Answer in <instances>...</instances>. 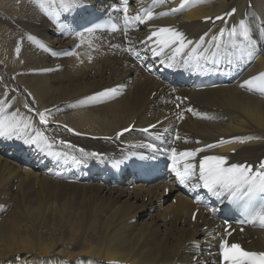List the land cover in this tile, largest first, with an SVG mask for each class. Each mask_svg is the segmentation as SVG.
Instances as JSON below:
<instances>
[{
  "label": "bare ground",
  "instance_id": "obj_1",
  "mask_svg": "<svg viewBox=\"0 0 264 264\" xmlns=\"http://www.w3.org/2000/svg\"><path fill=\"white\" fill-rule=\"evenodd\" d=\"M130 1V16L143 15L146 9L157 14L152 20L136 21L129 26L131 44L147 39L160 27L175 28L193 42L181 54L174 56L173 49L167 48L159 56L169 67L166 79L177 80L180 76L187 85L195 72L205 73L211 67L204 60H197L202 53L209 57L213 44L208 43L210 33L204 37L205 43L199 46L197 53L190 55L207 28L200 19L223 13L232 6L237 9L235 17L240 18L246 5V0H191L180 12L159 16L160 12H170V7L181 4V0L155 5L153 0ZM250 1L252 7L247 8L245 21L258 37V54L244 61L251 65L248 75L257 76L264 73V27H261L264 0ZM87 2L92 1L79 0L72 9L63 11L60 0L54 3L52 0H0V71L22 92L21 96L8 92L3 101L10 104L8 114L16 111L32 123V129L22 133L20 138L0 137V264H11L10 260L17 264H106L108 260L131 264L189 263L193 255L187 257V254L194 241H201L203 226H213L208 234L214 237L221 239L223 234L219 221L205 220L201 211L196 216L202 219L200 224L189 222L194 205L181 190L171 189L172 186L159 181L151 186L132 182L121 187L96 182L65 183L50 179L45 168L53 161L65 164L68 160L76 165H98L100 158L90 155L93 152L105 151L109 155L113 151L114 161H120L125 148L137 153L153 151L147 145L156 148L157 143L141 133L130 132L120 141L88 140L93 139L92 135L113 134L134 120L136 127L161 121L153 130L154 135L160 136L172 134L179 127L190 138L201 141L200 145L219 137H259V141L243 145L234 142L224 150L209 152V155H222L229 148L235 149L231 161L256 162L264 156V98L248 94L247 87L241 92L232 84L183 92L195 107L213 114L216 120H179L174 109L173 88L164 86L155 76L149 78L135 65L124 49L120 32L85 33L73 39L53 34L48 41L47 31L56 33L57 29L51 28L42 7L47 6L54 15L72 17L74 11L85 7ZM120 18L123 20V15ZM29 36L35 40H29ZM40 38L59 47L75 40L78 47L63 58H54L38 47ZM154 48L161 50L154 40L149 41L143 51L153 54ZM212 69L217 70V66L213 65ZM112 88L116 89L114 94L88 99ZM27 92L31 94L27 102L32 106L41 109L58 104L47 116L70 123L77 132H89L86 138L64 134L85 142L90 148L84 152L65 148L48 138L45 128L40 131V125L24 109L22 97L27 96ZM37 131L44 134L46 143H30ZM118 148L122 150L119 152ZM43 152L51 153L45 156ZM165 186L173 196L166 195ZM22 188L29 189L30 193L22 194ZM169 196L175 198V203ZM247 237L251 238L250 249L264 251V230L248 231ZM214 262L211 260V264Z\"/></svg>",
  "mask_w": 264,
  "mask_h": 264
},
{
  "label": "snow or ice",
  "instance_id": "obj_2",
  "mask_svg": "<svg viewBox=\"0 0 264 264\" xmlns=\"http://www.w3.org/2000/svg\"><path fill=\"white\" fill-rule=\"evenodd\" d=\"M52 2L54 3L55 0H52ZM157 2L167 3V0H153L154 5ZM200 2H203V0H200ZM78 3L79 0H60L63 11L72 9L73 6ZM190 3L191 0H181V4L178 8L171 9L170 12H160L158 15L167 16L169 14L178 13ZM123 5L122 9L119 10L123 13V24L125 27L130 26L136 21L143 23L146 20H152L155 18V15H157L150 9H146L143 15L137 13L134 16H130L128 11V0H123ZM235 11L236 9H232L231 12L225 13L224 16H231L235 14ZM205 19L208 20L211 18L206 17ZM216 19L222 20L224 17L218 16ZM261 27H264V22H261ZM98 30H100V26L94 25L89 27L87 32L94 33ZM111 30H119L118 25L112 23ZM224 34L225 29H221L218 35L213 36L211 41H208V43L215 44V51L212 52L210 58L202 53L197 57V60L202 59L206 64L219 66L222 62L232 64L234 57L238 59H252L258 54L256 48V45L259 43L258 37L253 35L251 25L246 23L244 19H241L238 25H233L231 29L228 30L227 34L229 39L224 43L222 48L220 41L221 38L224 37ZM28 39L35 40V37L29 36ZM153 40L161 50L164 48H172L174 56L183 53L186 48L193 44L191 40L186 39L183 33L172 27H160L152 31L147 41ZM204 43L205 39L202 36L200 41L197 42L196 47L191 49L190 55L194 56L199 46ZM41 47H43V45H41ZM16 51H20L19 47H17ZM152 52L154 56L159 55V52L155 48L152 49ZM67 54L69 53L66 52L65 55ZM187 62L188 61L185 60V63ZM240 86L247 87L250 91L259 90L264 93V73L249 78ZM115 92V88L105 89L103 92L96 93L88 99L95 100L97 97L105 96L109 93L114 94ZM4 104V101H0V137L11 138L15 136L16 138H20L22 133L32 129V123L27 118L20 117L16 111L5 114ZM24 107L28 108L29 105L26 103ZM49 114L50 110L38 113L41 124L47 126L48 120L46 117ZM180 118H183L182 114ZM150 127H155V125ZM67 131L73 132V129L67 128ZM123 131H128V129H124L122 132L117 133V137L122 135ZM144 131H148V129ZM244 139L245 138L236 137L233 138V141L243 143ZM246 139H251V137ZM58 142L70 148L76 147L64 140H59ZM30 143L34 145L46 143L44 134L37 131L35 136L31 138ZM220 143H224V141L222 140ZM214 146L215 145H208L206 147L211 148ZM147 147L153 151L156 150L151 144L147 145ZM79 151L84 152V149L81 148ZM202 151H204V149L198 148L178 153L176 149H171L170 171L175 175L177 182L181 186L190 187L192 190H206L207 194L214 196L216 199L221 200V202L223 198H226L230 203L239 207L243 216L250 217L253 223L258 221L260 226L264 227V161H261L254 169L252 165L247 163H229L228 158L223 155H204L199 159L197 166L194 161L197 154ZM90 155L98 157L101 154L93 152ZM190 181H194V183L189 184ZM197 200L199 202V197H197ZM193 218L195 219V214ZM230 235V232H226V236L220 240L219 244L220 255L224 264H264V252L247 251L238 243H230L227 239V236Z\"/></svg>",
  "mask_w": 264,
  "mask_h": 264
},
{
  "label": "rangeland",
  "instance_id": "obj_3",
  "mask_svg": "<svg viewBox=\"0 0 264 264\" xmlns=\"http://www.w3.org/2000/svg\"><path fill=\"white\" fill-rule=\"evenodd\" d=\"M44 31V30H43ZM44 33V32H43ZM191 82V81H190ZM188 85H190V83L188 84ZM36 153H39V149H37L36 150ZM50 153L51 152H43L42 154L43 155H45V156H49L50 155ZM4 159H6L7 160V157H3ZM61 181V180H60ZM21 192H22V194H24V195H27V194H29L30 193V191H29V189H25V188H22L21 189ZM80 197H81V195H80ZM146 200V199H145ZM93 212L95 211V210H92ZM11 262V264H17V261L15 262V261H9V263ZM18 262H19V260H18Z\"/></svg>",
  "mask_w": 264,
  "mask_h": 264
}]
</instances>
